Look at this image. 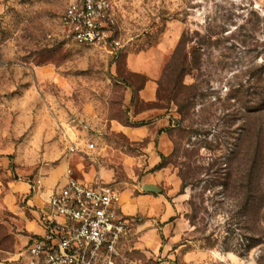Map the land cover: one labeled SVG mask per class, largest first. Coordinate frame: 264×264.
Listing matches in <instances>:
<instances>
[{"label":"rangeland","instance_id":"374dc122","mask_svg":"<svg viewBox=\"0 0 264 264\" xmlns=\"http://www.w3.org/2000/svg\"><path fill=\"white\" fill-rule=\"evenodd\" d=\"M69 1L0 0V264H33L17 237L68 167L123 201L142 191L154 168L149 139L134 142L119 127L131 107L170 112L175 214L160 249L128 251L125 264H264V116L259 130L229 96L250 86L252 104L264 85V0H112L122 45L111 51L67 35L60 15ZM184 32L187 72L178 77L170 61ZM152 46L169 55L157 101L147 103L134 93L145 76L129 71L126 55ZM181 81L193 102L185 115L171 93ZM81 122L96 146L71 153L69 138L86 135ZM181 172L184 188L174 182H184Z\"/></svg>","mask_w":264,"mask_h":264},{"label":"built area","instance_id":"2783aa9c","mask_svg":"<svg viewBox=\"0 0 264 264\" xmlns=\"http://www.w3.org/2000/svg\"><path fill=\"white\" fill-rule=\"evenodd\" d=\"M60 21L76 44L110 51L122 45L112 0H70ZM80 125L86 135L69 138L71 153L96 146L90 124ZM120 199L111 185H88L68 167L65 184L49 199L45 232L31 238L28 252L38 264H125L121 246L132 228L118 213Z\"/></svg>","mask_w":264,"mask_h":264},{"label":"crops","instance_id":"0c3cea01","mask_svg":"<svg viewBox=\"0 0 264 264\" xmlns=\"http://www.w3.org/2000/svg\"><path fill=\"white\" fill-rule=\"evenodd\" d=\"M168 53L169 49L165 46H152L126 55L128 69L146 76L144 85L138 91L139 98L144 102L154 103L157 101L159 80L162 76ZM130 118L132 122L119 124V127L134 142L149 139L146 152L148 153V160L154 169L144 177L141 184L142 191L133 194L127 200L123 201V198H121L117 206L118 213L130 219L132 228L131 238L128 242L122 244L121 249L123 254L128 251L129 254H143V252L152 254L160 249L162 245L161 235L166 232L167 228H170V224L167 222L175 214V199L170 194L169 163L158 166L162 162V155L169 157L174 149L173 141L167 130L170 126V112L158 107H151L136 112L134 107H131ZM177 179L175 177L174 182L177 183L178 188H181L182 181L180 182ZM64 184H61L56 190ZM55 191H52L48 196L44 208L34 211L37 213L36 217L31 219L26 217L23 225L29 231V234L18 235L17 237L16 243L18 242V245L19 242L25 244V253L30 257L33 264H38V260L30 255L27 246L33 236L42 235L45 232L48 203ZM33 199H35L34 196L30 198L32 202ZM136 215L141 217L136 218Z\"/></svg>","mask_w":264,"mask_h":264},{"label":"trees","instance_id":"16d2710c","mask_svg":"<svg viewBox=\"0 0 264 264\" xmlns=\"http://www.w3.org/2000/svg\"><path fill=\"white\" fill-rule=\"evenodd\" d=\"M187 44H188V37H187L186 33L184 32L182 34L175 50H174V52H173V55H172L171 61H170V69L173 72V74L175 72H177L176 73L177 76H178V74H179V76H182L184 73L187 72L186 65H185L186 61H187V57H188V54L186 51ZM130 72H132V71H130ZM132 73L140 74V73H136V72H132ZM145 80H146V76H145ZM145 80L142 82L141 85L134 87V93L138 98H139L138 91L144 85ZM257 81L258 82L260 81V84H261V77H259ZM260 84L258 83L257 85H260ZM249 87L250 86H247L245 89H240V88H242V85H240V88L234 89V91L236 90L237 92L233 93V91H232V93H230L229 96L235 95V97H237V101H239L240 104L243 105L244 110H246L250 114L252 113L253 116L256 118L255 123H254V125H255L254 127H256V125L259 123L260 125L258 126V128H259V130H261V128L263 126V122L261 121L260 116L261 117L264 116V85L260 87V90L257 89L256 91H254L255 92L254 93L255 98L252 100L253 101L252 104L248 98ZM187 91H188L187 85L184 84L182 81L180 82V84L178 86L174 85L172 90H171V93H173V100L178 107L179 113H181L182 115H185V113H187L186 108L190 109V107L192 106V103H193L190 101L191 93L187 92ZM258 120H259V122H257ZM129 122H132V120L130 119ZM178 124H180V121H178ZM171 125L172 126H169L167 128V130H168V132H170V134H171L172 127H174V124H171ZM252 127H253L252 124H250V127L248 126L247 128H245L244 135L246 137H248L250 135V130H252ZM166 160H167V157L162 155V162L158 166L165 165L167 163ZM158 166H156V167H158ZM181 177L184 181V182H182V188H184L187 185L186 184L187 181H186V178L182 172H181ZM249 197L250 196H248L247 199H249Z\"/></svg>","mask_w":264,"mask_h":264}]
</instances>
